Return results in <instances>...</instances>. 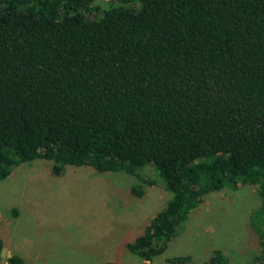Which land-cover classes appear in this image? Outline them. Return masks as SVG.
<instances>
[{"label": "trees", "instance_id": "16d2710c", "mask_svg": "<svg viewBox=\"0 0 264 264\" xmlns=\"http://www.w3.org/2000/svg\"><path fill=\"white\" fill-rule=\"evenodd\" d=\"M98 1L0 0V181L37 160L56 176L148 166L171 193L125 243L148 262L205 195L250 185L264 264V0ZM3 247L0 264H24Z\"/></svg>", "mask_w": 264, "mask_h": 264}, {"label": "rangeland", "instance_id": "374dc122", "mask_svg": "<svg viewBox=\"0 0 264 264\" xmlns=\"http://www.w3.org/2000/svg\"><path fill=\"white\" fill-rule=\"evenodd\" d=\"M146 167L129 174L65 166L59 176L51 173L49 161L14 167L0 181L1 256L17 253L24 264H164L165 257L188 255L187 264H205L212 250L220 249L226 264H253L259 237L249 218L260 198L250 185L205 195L153 261L127 250L125 243L141 234L171 197ZM135 185L140 196L130 191ZM14 241L17 248L10 249Z\"/></svg>", "mask_w": 264, "mask_h": 264}, {"label": "crops", "instance_id": "0c3cea01", "mask_svg": "<svg viewBox=\"0 0 264 264\" xmlns=\"http://www.w3.org/2000/svg\"><path fill=\"white\" fill-rule=\"evenodd\" d=\"M15 240V239H14ZM15 241L13 243V246L10 249H16L17 247H15ZM33 244V242L31 240H29L28 245L31 246ZM11 253H9V251H7V254L5 255V258H7Z\"/></svg>", "mask_w": 264, "mask_h": 264}]
</instances>
